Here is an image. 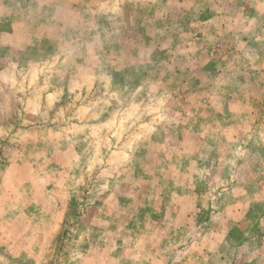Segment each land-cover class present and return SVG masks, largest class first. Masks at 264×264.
<instances>
[{"label":"rangeland","instance_id":"374dc122","mask_svg":"<svg viewBox=\"0 0 264 264\" xmlns=\"http://www.w3.org/2000/svg\"><path fill=\"white\" fill-rule=\"evenodd\" d=\"M246 241L264 264V0H0V264Z\"/></svg>","mask_w":264,"mask_h":264},{"label":"crops","instance_id":"0c3cea01","mask_svg":"<svg viewBox=\"0 0 264 264\" xmlns=\"http://www.w3.org/2000/svg\"><path fill=\"white\" fill-rule=\"evenodd\" d=\"M223 183L225 184V182H223ZM238 214L243 217V213L238 212ZM247 245L252 246L251 241H246L245 243L238 244L239 248H235L236 252L224 253L220 259L222 261L224 260L226 263L230 262L231 264H236L238 262V258L243 257L244 252H242V250H244V248H246ZM247 252L249 253V251H247Z\"/></svg>","mask_w":264,"mask_h":264}]
</instances>
